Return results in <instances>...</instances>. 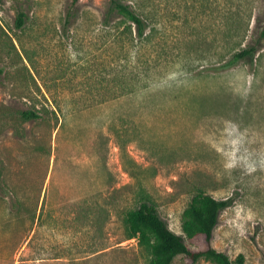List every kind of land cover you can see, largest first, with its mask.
<instances>
[{
    "label": "rangeland",
    "instance_id": "obj_1",
    "mask_svg": "<svg viewBox=\"0 0 264 264\" xmlns=\"http://www.w3.org/2000/svg\"><path fill=\"white\" fill-rule=\"evenodd\" d=\"M121 1L148 43L109 0H0V264H148L126 214L146 195L183 236L198 192L228 203L211 246L264 264V0Z\"/></svg>",
    "mask_w": 264,
    "mask_h": 264
},
{
    "label": "trees",
    "instance_id": "obj_2",
    "mask_svg": "<svg viewBox=\"0 0 264 264\" xmlns=\"http://www.w3.org/2000/svg\"><path fill=\"white\" fill-rule=\"evenodd\" d=\"M114 16H118L122 21L121 24L125 25L120 34L122 38L127 36L130 40L135 39L141 44L148 43L152 38L153 28H151L147 18L137 14L129 4H125L121 0H109L108 8L102 18V24L108 27ZM25 21L26 16L20 12L15 21V27L21 29L24 27ZM262 35H264V30ZM255 55L256 50L254 48H244L232 54L230 60L220 69L227 70L241 62L251 64ZM137 62H141L139 58H137ZM119 87L120 94H122L125 88L122 85ZM18 116L23 121L39 118L36 112L30 110L18 112ZM227 205L226 201H218L202 192L196 193L183 212L181 223L183 236H179L168 229L148 197L141 194L138 206L126 214L124 239L135 240L147 252L148 264H172L175 258L179 256L190 264H196L200 260L211 264H244L242 255L231 260L225 253L211 246L212 235L217 226L219 214ZM186 241L190 244L201 242L204 247L193 250Z\"/></svg>",
    "mask_w": 264,
    "mask_h": 264
}]
</instances>
